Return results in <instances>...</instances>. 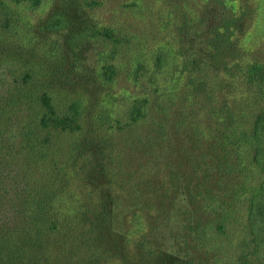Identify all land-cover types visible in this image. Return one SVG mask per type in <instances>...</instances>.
I'll return each mask as SVG.
<instances>
[{
  "label": "rangeland",
  "instance_id": "obj_1",
  "mask_svg": "<svg viewBox=\"0 0 264 264\" xmlns=\"http://www.w3.org/2000/svg\"><path fill=\"white\" fill-rule=\"evenodd\" d=\"M0 1V109L7 95L21 99L25 80L23 123L43 113L48 94L81 126L55 131L51 156L25 162L24 173L53 179V223L30 232L6 195L0 230L24 245L6 255L17 257L10 264H242L248 198L264 175L244 142L264 118V81L249 79L264 63V0ZM20 120L0 122L9 174L24 157L7 156Z\"/></svg>",
  "mask_w": 264,
  "mask_h": 264
},
{
  "label": "trees",
  "instance_id": "obj_2",
  "mask_svg": "<svg viewBox=\"0 0 264 264\" xmlns=\"http://www.w3.org/2000/svg\"><path fill=\"white\" fill-rule=\"evenodd\" d=\"M32 1L36 3L39 2L38 0ZM1 6H4L3 1H0V7ZM205 10L206 12L210 11V15H212L214 12V8L211 9V7L209 6H206ZM186 19L191 20V17L188 16L186 17ZM178 20L180 21V26L184 27L186 25H183L184 18L182 14L178 16ZM231 21L228 22L226 26H233V23ZM7 24L8 21L4 23L5 29L7 28ZM59 24H61V21L57 19V22L51 24V26L53 28H56ZM190 28L185 27L184 31L188 33ZM94 34H98V32H94ZM104 36L112 38L111 31L106 30ZM111 42H113L114 46H116L118 43V41H115L114 39H112ZM219 44L220 52L222 50L221 39ZM214 48H217V43L214 44ZM231 51L233 50L230 49V53ZM217 54L219 56V53ZM214 63L215 62H211V64ZM213 66H215L216 68V65ZM103 70L104 73H102V75H104L105 78L110 79V74L114 70L113 65L106 64L103 67ZM206 71H204L203 74L206 73ZM249 79L254 81L255 83L264 81V63H255L254 65L249 67ZM16 85V90L18 92L17 95L21 96V99L14 95H7L8 98L2 103V105H5L6 107L0 109V122L2 118L5 120L10 118L12 114H16L17 118L20 120L22 112L19 111L17 106H22L24 108L28 105V100H26L27 96H25V94L23 95L26 85L25 80L17 81ZM39 102L44 108L43 113H41L40 116L38 115L39 117L32 113H28L27 120L24 117V121H26V123H23V121L21 120L19 121L21 125L17 134L15 135L17 142L19 143L12 144L14 146L9 147L10 151L7 153V156L10 157L9 159L12 160L13 157L11 156L16 150L21 151L24 154L23 158H18V161H20L17 162L16 172L14 174H9L6 169H0V193L4 195V198L0 199V213L2 211L9 210L8 203L9 201L11 202V200L8 199V196L6 195L13 194L15 198L12 199V202H14V205H16L14 209L15 211L17 210L19 214L18 216L23 215L26 219H28V222L30 224L29 231H37L36 233L38 235L42 233L44 227L48 226V223H53L52 216L50 217L49 210L51 211L53 208V201L54 197L57 194V190L50 184L53 179H49L48 176H38L33 178L31 177V172H29L28 169L24 173L25 162L29 164L37 159H46L51 156V149L58 148V145L56 143V147L49 146L50 142L52 141L50 140L51 137L56 135L54 134L55 131L71 133L81 129V126L78 124V117L76 116V114L74 112H67L65 114L58 113L53 103V98L48 94L41 95L39 97ZM72 107L76 109L77 105L74 103ZM166 129L167 126H165L164 122V125L160 130L166 133ZM225 141L236 142L232 139ZM239 141H242V138H240ZM244 142H247L249 145L254 147V156L252 160L253 166L255 168L261 169L264 172V118H260L257 120L253 133L249 137H247L246 141ZM192 163L197 164L194 163V161ZM193 168L200 170L202 168L207 174L209 173L208 166L202 165L201 167V165L197 164ZM196 178L199 179L200 182V175H198ZM183 181L184 178H181L182 188L180 186V192L183 195H188L190 197L189 193H186V189L188 188V186L184 187L185 185L183 184L185 183ZM205 181H208V175L206 174ZM8 183L10 184L9 186H11L9 188ZM24 188L28 189L27 196L22 195ZM198 188L199 187H196L195 189ZM209 193L210 190H207L206 192H203V195L208 196ZM203 195H201V197H203ZM195 196L196 193L192 195V198H190L194 199ZM12 207L13 205L11 206V209ZM246 213V230L250 236V247L248 248V252L243 255L242 264H264V175L259 182V186L254 188L249 195ZM12 236V234L11 237H9L8 235L10 239H7L6 236L3 235V232L0 230V261H7L6 264H10L11 261L17 259V257H13L12 259L6 257V255H8L10 251L13 250V247L16 250H19L22 248V246H24L22 243V239L17 238L16 240H14Z\"/></svg>",
  "mask_w": 264,
  "mask_h": 264
}]
</instances>
